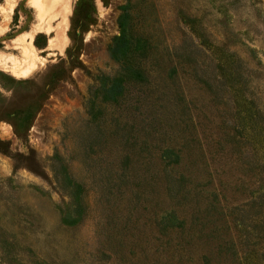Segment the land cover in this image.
<instances>
[{"label":"rangeland","instance_id":"374dc122","mask_svg":"<svg viewBox=\"0 0 264 264\" xmlns=\"http://www.w3.org/2000/svg\"><path fill=\"white\" fill-rule=\"evenodd\" d=\"M0 264H264V0H0Z\"/></svg>","mask_w":264,"mask_h":264},{"label":"bare ground","instance_id":"6f19581e","mask_svg":"<svg viewBox=\"0 0 264 264\" xmlns=\"http://www.w3.org/2000/svg\"><path fill=\"white\" fill-rule=\"evenodd\" d=\"M28 35H18L10 44L14 45V46H19L22 48H26L27 45L29 46V44L26 43V39H27Z\"/></svg>","mask_w":264,"mask_h":264},{"label":"trees","instance_id":"16d2710c","mask_svg":"<svg viewBox=\"0 0 264 264\" xmlns=\"http://www.w3.org/2000/svg\"><path fill=\"white\" fill-rule=\"evenodd\" d=\"M126 76H127V74H126ZM127 77H128V76H127ZM128 78H129V77H128ZM130 78H131V76H130ZM119 80H121V78H119ZM115 86H116V84H113V86H112L111 89H110V92L112 91L111 94H112L113 97L119 93V89H114Z\"/></svg>","mask_w":264,"mask_h":264}]
</instances>
